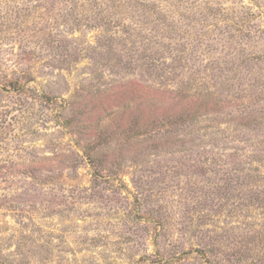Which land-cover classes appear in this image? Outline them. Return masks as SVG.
Masks as SVG:
<instances>
[{
    "label": "rangeland",
    "instance_id": "374dc122",
    "mask_svg": "<svg viewBox=\"0 0 264 264\" xmlns=\"http://www.w3.org/2000/svg\"><path fill=\"white\" fill-rule=\"evenodd\" d=\"M0 264H264V0H0Z\"/></svg>",
    "mask_w": 264,
    "mask_h": 264
}]
</instances>
